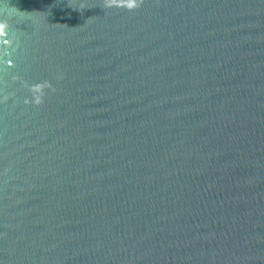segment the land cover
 I'll return each instance as SVG.
<instances>
[{
	"label": "water",
	"instance_id": "obj_1",
	"mask_svg": "<svg viewBox=\"0 0 264 264\" xmlns=\"http://www.w3.org/2000/svg\"><path fill=\"white\" fill-rule=\"evenodd\" d=\"M0 264H264V0H0Z\"/></svg>",
	"mask_w": 264,
	"mask_h": 264
}]
</instances>
